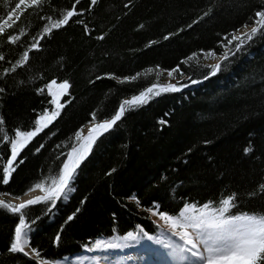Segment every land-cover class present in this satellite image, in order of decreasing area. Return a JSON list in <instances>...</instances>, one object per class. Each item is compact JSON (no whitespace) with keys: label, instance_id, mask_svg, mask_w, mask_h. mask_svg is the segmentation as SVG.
<instances>
[{"label":"trees","instance_id":"16d2710c","mask_svg":"<svg viewBox=\"0 0 264 264\" xmlns=\"http://www.w3.org/2000/svg\"><path fill=\"white\" fill-rule=\"evenodd\" d=\"M16 2L0 0V116L8 136L32 130L54 110L46 88L52 80H66L70 88L60 98V115L22 150L0 193L21 198L42 180L47 187L77 132L110 119L124 100L152 84H169L166 71L180 89L126 111L99 135L75 170L68 199L26 210L29 247L40 257L10 251L18 216L0 208V264H55L97 239L155 234V205L178 215L185 203L219 207L235 193L230 214L264 213V31L242 37L239 50L236 41L225 47L226 38L254 24L264 0H80L79 14L47 35L44 27L76 0H41L39 6L27 0L9 28L4 20ZM9 36L19 39L13 43ZM26 51L27 62L6 72ZM226 51L227 60L211 75L209 66L217 63L206 54ZM10 155V144L0 139V162Z\"/></svg>","mask_w":264,"mask_h":264},{"label":"snow or ice","instance_id":"6c2138e0","mask_svg":"<svg viewBox=\"0 0 264 264\" xmlns=\"http://www.w3.org/2000/svg\"><path fill=\"white\" fill-rule=\"evenodd\" d=\"M79 2L80 0H76V3L72 5L70 10H67L63 14L62 18L52 21L50 25H46L43 29L44 35L50 34L53 29L61 28L67 24L71 18L78 15L77 5ZM96 2L97 0H91L92 4ZM40 3L41 0H30V5L28 6H39ZM26 4L27 0H18V2L15 3V7L7 13V20H4V24H8L9 28H11L20 18L16 15L17 11ZM255 16L256 19L253 22L254 26L241 35H232L230 39L226 38L225 47L232 44L233 41H236L235 47L239 50L245 42L242 37L251 40L258 32L264 31V9L257 11ZM9 21L12 23L9 24ZM244 27L247 28V25ZM4 33L5 27L3 24H0V34ZM100 38L102 39L103 37ZM8 39L15 43L19 37L9 36ZM165 39H167V37H165ZM38 47V40L31 45L32 49H37ZM228 54L229 53L226 51L222 55L221 61L227 60ZM206 55L212 57L215 56V53L209 52ZM194 56L195 54H193V57ZM3 59L4 57L0 55V60ZM28 59L29 54L26 51L12 69H6L5 71H14L15 67L23 65ZM209 67L212 69L210 74L215 75V73L221 69V63L210 65ZM169 75H172V72H169ZM127 79L134 80L136 77H126L125 80ZM54 85H57L56 80H52L46 85V88L52 96L51 103L55 105V108L51 112L45 111L35 121L32 130L24 131L16 129L14 131V136L9 137L7 131L3 127V117L0 116V139L9 143L11 148V155L6 163L0 162V177H2L0 182L3 184H8L10 182L12 174L15 172L16 167H18L16 161L22 150L34 137L43 131L44 128H47L55 121L60 115V110L64 108L65 105L60 102V97L68 92L70 84L66 80L59 83L58 92L53 91ZM44 90L45 89H41L40 91L43 92ZM178 90L179 88L176 85L170 83L166 85L152 84L138 95L131 97V99L124 100L111 119L96 123L93 128L89 129L87 137L81 136L82 130L77 132V141L80 142L82 139L87 140V145L81 143L80 149L75 146L72 147L58 174L46 178V180H50V184L47 187L46 182L42 180L36 183L33 188L29 189V191L41 189L44 195L35 196L20 203L0 199V208H4L18 216V223L14 230V239L10 245V251L14 253L20 252L25 255L35 254L36 257H40V252L37 249H28L31 227L26 220L28 216L26 210L29 209L30 206L38 203H51L54 206L57 199L62 197L66 199L68 192L71 190L70 184L74 179L76 168L86 157L92 144L99 135L112 129L117 122L122 119L126 111L147 103L153 96L160 95L161 92ZM0 91H2V89H0ZM93 118L95 119V113L93 114ZM162 123L164 122L162 121ZM41 147H43V145H41ZM39 150L38 148L37 151ZM245 151H251V149L248 148L245 149ZM74 153H79V155L74 156ZM2 159L3 158L0 157V161H2ZM19 163H23V161L20 160ZM259 190L260 192H264V185H261ZM0 195L11 194L0 193ZM25 195H27V193H25ZM133 199H135V197H133ZM236 199L237 196L233 193L223 198L220 201L219 207H213L212 202H207L200 206L196 203H185L178 215H170L166 212H161L159 211V206L155 205L156 214H158L160 219L169 226L173 234L183 241L182 244L175 245L173 254L178 253L180 260H188L190 264H264V213L244 212L230 214V209L236 207ZM77 211H79V209H77ZM74 215L75 213L73 216H69L68 220H72ZM132 235V233H129V237H132ZM149 238L151 239V237ZM56 239L59 241V235H57ZM117 246L118 245H109V247ZM186 253L189 255H186ZM40 264H44L43 260H41Z\"/></svg>","mask_w":264,"mask_h":264},{"label":"bare ground","instance_id":"6f19581e","mask_svg":"<svg viewBox=\"0 0 264 264\" xmlns=\"http://www.w3.org/2000/svg\"><path fill=\"white\" fill-rule=\"evenodd\" d=\"M35 196H37L36 193H30L21 198H12L11 200L15 203H20ZM160 237L153 246L151 244L144 245L141 241L136 242L131 247L124 244L119 248L102 251L93 258L82 257V254L79 253L74 255L75 257L70 256L65 258L67 260L63 259L61 264H190L188 260H180L178 253L173 254L175 245L180 244L176 242L177 239L170 236ZM28 249H31L29 245ZM86 255L88 254L86 253ZM186 255L189 254L186 253Z\"/></svg>","mask_w":264,"mask_h":264},{"label":"rangeland","instance_id":"374dc122","mask_svg":"<svg viewBox=\"0 0 264 264\" xmlns=\"http://www.w3.org/2000/svg\"><path fill=\"white\" fill-rule=\"evenodd\" d=\"M253 26H254V24L247 25V28L242 27L239 30H237L234 33V35H241L243 32H245L247 30H250ZM221 57H222V54H220V55H216L215 54V56H212V58L209 60V62L212 63V64L213 63H217V62H219L221 60ZM169 72H171V71H166L165 72V77H166L165 79H166V81H169L170 84H174V85H176L178 87V85L175 83L176 79L172 78V75H169ZM59 83H62V82L57 81V85H54L53 86V91H57V92L59 91L58 90V84ZM96 123L92 122V123H89V124L85 125L81 129L82 130L81 136L82 137H87L89 129L90 128H93ZM81 143L84 144V145H87L88 141L82 139L80 142L77 141V143L74 146L77 147L78 149H80ZM77 155H79V153H74V156H77ZM72 182H73V180L71 181L70 189L72 187ZM30 193H36L37 196L44 195V192L41 189H37V190L32 191ZM30 193H28V194H30ZM70 194H71V190L68 192L66 199H68V196ZM12 197H13L12 195H8V196H6L7 199H5L3 196H0V199H4V200H7V201H12L11 200ZM63 199L66 200L65 198H63ZM12 202H14V201H12ZM152 217L155 219V221L157 222V225H158V230H157V232L155 234H151L148 231L140 230L137 233H132L133 234L132 237H129V234H127L125 236H118V237H115V238H102V239H97L96 241H94L92 243V246L85 247V249L81 252L82 257H85V258H93L95 256H98V254L100 252H102V251L110 250V249H113V248H119V247L123 246L124 244L127 245L128 247H131L133 244H135L136 242H140V241L144 245L145 244H151L153 246L161 238L160 236H165V237L170 236V237H174L175 239H177L176 240L177 243H180V244L183 243V241H181L178 236H175L173 234V232L169 228V226L167 224H165V222L163 220L160 219L159 215L156 214V211L155 210L152 211ZM149 237H151V239ZM109 245H118V246L117 247H109ZM86 253L88 255H86ZM29 256H31V255H29ZM31 257H35V255H33ZM65 260H67V259H65ZM61 262H62V260H59L56 264H61Z\"/></svg>","mask_w":264,"mask_h":264}]
</instances>
